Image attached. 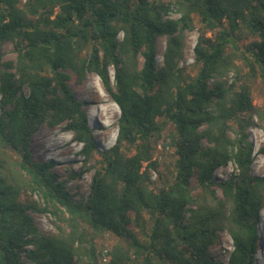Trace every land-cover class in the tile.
Masks as SVG:
<instances>
[{"label":"trees","instance_id":"16d2710c","mask_svg":"<svg viewBox=\"0 0 264 264\" xmlns=\"http://www.w3.org/2000/svg\"><path fill=\"white\" fill-rule=\"evenodd\" d=\"M6 43L14 60H4ZM88 74L120 109L108 149L71 88ZM259 78L264 0H0V264H225L211 251L224 232L227 264H257L264 175L252 173L249 129L256 116L264 132L251 86ZM43 125L83 145L94 172L87 195L72 194L53 161L34 159ZM229 162L237 172L219 180ZM32 214L56 232H41ZM106 236L115 243L98 246Z\"/></svg>","mask_w":264,"mask_h":264},{"label":"rangeland","instance_id":"374dc122","mask_svg":"<svg viewBox=\"0 0 264 264\" xmlns=\"http://www.w3.org/2000/svg\"><path fill=\"white\" fill-rule=\"evenodd\" d=\"M173 18H178L177 14L172 15ZM199 32L197 29L191 31L187 35V49L186 58L184 64L192 65L195 63V55L193 53L194 47L197 43ZM166 39L164 37L159 38L157 42V48L159 52L158 62L159 66L163 64L162 53L165 50ZM4 60H14L16 53L13 46L6 43L2 47ZM244 73L247 71L244 68ZM113 82L114 69L110 70ZM234 74H230L229 80L232 81ZM72 91L76 97L82 102L83 109L87 112L89 117V126L96 137L99 148L108 149L112 147L117 138V122L120 118V109L116 105H113V99L105 89L101 79L96 74H88L85 82L82 85H78L76 80L70 83ZM252 92L254 104L257 108L264 109V82L259 78L253 82ZM24 93H28L25 88ZM111 97V99L109 98ZM113 101V102H112ZM108 108L112 111L109 114L104 113L103 116H99L98 119H94L93 115L98 113L101 109L104 112ZM92 112L94 113L92 115ZM254 121L256 126L249 129L250 141L254 146V162L252 165L253 175H264V156L259 154V150L264 142V132L260 127V122L255 116ZM169 129L164 133V136L156 142V157L161 160V163H167L170 160L171 154L165 153L164 145L166 143V137L168 136ZM234 137V133L231 134ZM33 155L34 159L38 162H54V171L60 176V179L65 182L66 187L75 194L77 198L80 195H87L89 193V186L92 182L94 172H88L84 166V160L80 156V152L83 145L74 140V134L69 131H63L61 127L51 128L47 125H43L39 131L35 134L33 141ZM163 154V155H162ZM98 158V156H97ZM163 165H161V169ZM75 172L76 176L72 177L71 173ZM236 167L233 163L229 162L225 166L219 168L216 172V176L219 180L225 179L228 175L236 173ZM227 175V176H226ZM152 179L155 181L156 174L153 173ZM197 191L194 192L196 194ZM218 195L221 196V191L218 189ZM39 229L45 234H52L56 232L55 227L51 223V220L47 216L32 214ZM261 222H257L256 231L257 234L263 237L256 247V263L264 264V260L258 259V253H264V209L260 213ZM115 243V239L111 236H106L104 239L98 241V246L104 245L111 247ZM233 250V240L227 233H220V241L217 245L211 248L215 257L228 263V252ZM106 251L104 252V254ZM104 256V255H103Z\"/></svg>","mask_w":264,"mask_h":264},{"label":"bare ground","instance_id":"6f19581e","mask_svg":"<svg viewBox=\"0 0 264 264\" xmlns=\"http://www.w3.org/2000/svg\"><path fill=\"white\" fill-rule=\"evenodd\" d=\"M109 98L111 99V97H109ZM112 102H113V101H112ZM113 105L116 106V103L113 102ZM111 111H112L111 108H108L106 112H104L103 110L99 109L97 114H96V113L94 114V113L92 112V115L94 114V115H93V118H94V119H98L99 116H103L104 113L109 114V113H111ZM262 239H263V237L261 236V240H262ZM257 256H258V259H260V260L262 259V261L264 260V253H263V252H262V253H261V252L258 253Z\"/></svg>","mask_w":264,"mask_h":264},{"label":"built area","instance_id":"2783aa9c","mask_svg":"<svg viewBox=\"0 0 264 264\" xmlns=\"http://www.w3.org/2000/svg\"><path fill=\"white\" fill-rule=\"evenodd\" d=\"M104 261H105V262H107V261H108V258H107V257H105Z\"/></svg>","mask_w":264,"mask_h":264}]
</instances>
